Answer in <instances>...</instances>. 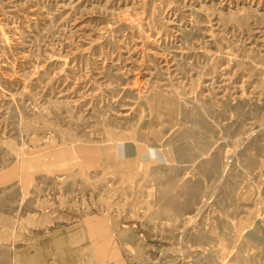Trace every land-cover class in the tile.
Returning <instances> with one entry per match:
<instances>
[{
    "label": "rangeland",
    "instance_id": "1",
    "mask_svg": "<svg viewBox=\"0 0 264 264\" xmlns=\"http://www.w3.org/2000/svg\"><path fill=\"white\" fill-rule=\"evenodd\" d=\"M0 264H264V0H0Z\"/></svg>",
    "mask_w": 264,
    "mask_h": 264
},
{
    "label": "clouds",
    "instance_id": "2",
    "mask_svg": "<svg viewBox=\"0 0 264 264\" xmlns=\"http://www.w3.org/2000/svg\"><path fill=\"white\" fill-rule=\"evenodd\" d=\"M146 156L150 160H159L160 154L157 149L152 148V147H147L146 148Z\"/></svg>",
    "mask_w": 264,
    "mask_h": 264
},
{
    "label": "bare ground",
    "instance_id": "3",
    "mask_svg": "<svg viewBox=\"0 0 264 264\" xmlns=\"http://www.w3.org/2000/svg\"><path fill=\"white\" fill-rule=\"evenodd\" d=\"M158 106V105H157Z\"/></svg>",
    "mask_w": 264,
    "mask_h": 264
}]
</instances>
